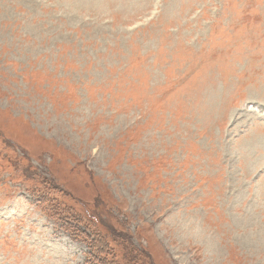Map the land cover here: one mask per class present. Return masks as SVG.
Returning <instances> with one entry per match:
<instances>
[{"label": "rangeland", "instance_id": "374dc122", "mask_svg": "<svg viewBox=\"0 0 264 264\" xmlns=\"http://www.w3.org/2000/svg\"><path fill=\"white\" fill-rule=\"evenodd\" d=\"M78 233L264 264V0H0V264H90Z\"/></svg>", "mask_w": 264, "mask_h": 264}, {"label": "trees", "instance_id": "16d2710c", "mask_svg": "<svg viewBox=\"0 0 264 264\" xmlns=\"http://www.w3.org/2000/svg\"><path fill=\"white\" fill-rule=\"evenodd\" d=\"M69 215V213H66ZM70 218L72 223L74 224L76 222L75 219L70 215ZM82 236L83 241L85 244H87L89 253H88V259L90 264H118L115 260V255H113L112 249L109 247L107 243H103L101 239H91L86 236L85 233H78ZM103 243V246L101 244Z\"/></svg>", "mask_w": 264, "mask_h": 264}, {"label": "bare ground", "instance_id": "6f19581e", "mask_svg": "<svg viewBox=\"0 0 264 264\" xmlns=\"http://www.w3.org/2000/svg\"><path fill=\"white\" fill-rule=\"evenodd\" d=\"M252 217V216H251ZM247 220V219H246ZM235 221H237V224H238V219H236ZM193 224V223H192ZM185 225V224H184ZM183 225V226H184ZM192 226H194V224L192 225ZM236 226V225H235ZM188 228V227H187ZM189 228H191L190 227V225H189ZM261 228V227H260ZM263 228V227H262ZM200 230V229H199ZM263 230V229H262ZM192 231H194V230H192ZM201 233V232H200ZM186 234H188V233H186ZM196 234V233H195ZM199 235V234H198ZM258 235V234H257ZM260 235V234H259ZM244 236H246V235H244ZM243 236V237H244ZM261 236V235H260ZM205 237V236H204ZM243 237H242V240H243ZM196 238H198V236L196 237ZM210 238V237H209ZM209 238H206V241H207V243H208V245H209V247L210 246H212L213 248H216V244H215V242H213L211 239H209ZM245 238V237H244ZM249 238H251V237H249ZM249 238L247 239V240H249ZM193 239V238H192ZM214 239V238H213ZM241 239V238H240ZM255 239V238H254ZM250 241H252V240H250ZM204 243V242H203ZM258 243V242H257ZM246 245H248V244H246ZM251 245V244H250ZM257 246V245H256ZM251 247V246H250ZM217 249V248H216ZM218 250H219V248H218ZM259 250V249H258ZM256 251V250H255ZM261 252V251H260ZM259 253V252H258Z\"/></svg>", "mask_w": 264, "mask_h": 264}]
</instances>
